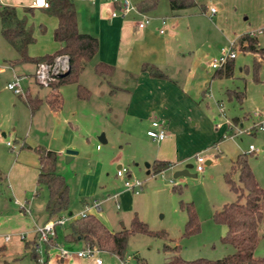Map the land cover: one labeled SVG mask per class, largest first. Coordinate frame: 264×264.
Wrapping results in <instances>:
<instances>
[{
    "label": "rangeland",
    "instance_id": "rangeland-1",
    "mask_svg": "<svg viewBox=\"0 0 264 264\" xmlns=\"http://www.w3.org/2000/svg\"><path fill=\"white\" fill-rule=\"evenodd\" d=\"M108 3V0H99ZM138 0H130L135 4ZM192 5L182 9H169L166 0H156L153 8L142 11L149 17L146 26L152 44L166 45L162 64L159 68L175 83L165 89L168 93L170 123L172 129L160 141L145 135L149 118H139L124 113L128 94L122 91L107 93L110 85H105V77L92 71L93 59L85 64L77 76V82L88 89L86 99L75 97V84L59 86L62 102L57 112L48 111L44 101L32 113L20 101L27 90L46 87L34 76L33 64L17 62L9 64L16 57L15 51L0 36V137L11 142L7 148L0 143V174L4 179L0 185L2 203L0 205V264H35L28 249H34L32 235H26L31 228V220L26 209L41 210L45 188L36 189L37 196L31 198V205L18 200L13 189L18 185V176L5 175L6 167L21 141L26 144L60 149L55 157V172L60 174L67 185V208L58 216L67 217L62 227H55L52 242L69 253L81 249L80 244L66 242L62 238L63 227L70 216L66 212L78 214L83 202L109 196L100 204V209L113 228L128 227L132 213L144 222L152 232L163 231L164 235L134 232L126 237L123 264H160L174 253L162 246L176 245V254L184 260L197 257L215 259L232 251V247L220 238L224 226L212 220V213L223 203L233 201L235 194L223 180V172L229 167L237 153H244L257 184L264 188V130H253L250 116L252 111H264V0H192ZM75 19L82 31L91 30L93 3L90 0H73ZM211 5L216 12L208 16L204 6ZM110 7L104 10L108 13ZM29 20L39 16L37 11L25 12ZM119 16V15H117ZM163 17L164 24L158 18ZM123 20H139L141 15L129 11L121 16ZM174 22L172 28L169 23ZM263 27L262 32L256 33ZM157 28H165L158 33ZM84 29V30H83ZM253 32L256 45L263 54L243 51L238 48L235 36ZM232 33V34H231ZM236 33V35H235ZM33 41L27 47L29 56H37L53 51L51 36L43 33L32 34ZM233 42L234 56L231 59L230 74L211 76L214 68L209 63L219 52ZM164 42V43H163ZM246 42V41H245ZM148 57H152L148 54ZM62 60V61H60ZM256 60H258L257 65ZM64 58L54 61L50 71L59 70ZM216 69V68H215ZM45 67L44 80H51L50 71ZM48 72V73H47ZM30 73L31 76H30ZM119 73L111 83L121 85ZM18 77L20 94L6 89L5 83ZM44 91H38L40 95ZM228 92V93H227ZM241 92L240 99L234 93ZM20 95V96H18ZM221 107L223 116L230 122L225 128V136L220 137L214 124L223 121L217 114ZM247 128L248 133H236L234 128ZM105 132V142L98 135ZM104 136V135H103ZM218 137V138H217ZM13 139L16 141H13ZM99 149H95V145ZM252 144L254 151L247 150ZM75 151L73 158L64 160V150ZM203 158L202 170L194 169V156ZM169 160L165 171L146 172L145 163L152 159ZM186 167L187 174L172 176L176 169ZM116 165L126 167L131 176L140 180L137 194L131 195L134 210L125 211L118 198L114 206L111 195L122 189L121 178L115 175ZM165 168V169H166ZM231 178L236 183V174ZM6 186L7 189L4 187ZM179 201L189 202L197 221L196 231L183 234L185 211ZM23 206V210L21 209ZM50 219V218H49ZM121 222V224H120ZM258 239L252 256L264 255V233L258 227ZM19 234L23 238H19ZM4 235L8 239H4ZM40 244L37 264H61L50 258L56 253L52 245ZM1 249V248H0ZM62 264H120L119 258L107 251L98 250L91 256L64 257ZM48 260V261H47ZM47 261V262H46Z\"/></svg>",
    "mask_w": 264,
    "mask_h": 264
},
{
    "label": "trees",
    "instance_id": "trees-1",
    "mask_svg": "<svg viewBox=\"0 0 264 264\" xmlns=\"http://www.w3.org/2000/svg\"><path fill=\"white\" fill-rule=\"evenodd\" d=\"M166 1L171 10L182 9L193 3L192 0ZM47 3V7L44 9L56 20L51 31V38L57 43V47L49 53L37 56H29L26 52L27 45L33 41V36L30 26L25 23L24 16H17L13 6L0 5V36L16 52V57L9 61V64L30 62L34 66L38 63H44L48 67H52L56 57H63L65 60V69L56 70L51 74V80L46 82L47 91L43 99L28 95L23 97L22 100L30 113L38 107L41 101H44L51 110L58 109L61 105L58 87L64 83H74L75 97L86 99L89 93L88 89L77 82V76L97 48L95 36L77 30L73 0H47ZM155 4L156 0H139L135 3V8L138 11H145L153 8ZM242 40H245L246 44L242 45ZM256 43V38L246 33L240 34L237 38L239 49L254 52L260 58L263 50ZM255 62L257 65L258 60ZM230 67L229 61H226L222 66L214 69L212 76H227L230 74ZM141 68L150 76H164L155 66L144 63L141 64ZM92 71L98 76H108L113 71V66L102 61H95L92 65ZM234 95L236 99H240L242 93L238 92ZM33 151L37 159L35 184L37 187L43 186L45 188L46 196L43 208L47 216L53 218L67 208V185L64 178L55 172V152L39 146L33 147ZM167 165L168 161L166 160H152L149 169L152 173H156L165 169ZM232 173L236 174V183L231 178ZM222 176L229 189L235 194V199L223 203L218 210H215L212 213V220L224 226V232L220 239L229 244L232 251L215 259L197 257L184 260L176 254V245L164 244L162 249L174 253L160 264H264V255L252 256V250L258 239L259 226L264 233V188L260 187L254 179L244 153L235 155ZM179 206L185 211L183 234L196 231L197 221L191 204L179 201ZM65 228L66 231L62 235L64 241L79 242L82 247L86 245L97 250L107 251L119 259L123 256L125 240L129 234L138 232L164 235L163 231H150L135 214L130 217L128 227H121L115 231L108 230L91 214L72 218L70 214ZM35 237L34 233L31 243H34ZM51 242L52 238H49L47 242L43 243L44 247H48ZM28 252L34 263L37 264V255L32 246Z\"/></svg>",
    "mask_w": 264,
    "mask_h": 264
},
{
    "label": "crops",
    "instance_id": "crops-1",
    "mask_svg": "<svg viewBox=\"0 0 264 264\" xmlns=\"http://www.w3.org/2000/svg\"><path fill=\"white\" fill-rule=\"evenodd\" d=\"M30 1L31 0H0V5L13 6L17 16L19 17L24 16L25 23L26 25L30 26L32 34H35V32L38 34L44 32V35H46L47 38L50 37L52 28L54 27L55 22H56L55 17L50 15L44 8L32 7L30 5ZM90 2L93 3V6H94L93 12L91 15V18H92L91 30H87V32L82 31L81 29L78 28L80 23L77 21H76V28L79 32H85V33L91 34L96 37L97 48H96L94 55L91 57V59H93V63L95 61H102L104 63L110 64L113 66V71L111 72L110 75L105 77V81H104L105 85H110V87L108 89H104V91L107 93H113L116 91L125 92L126 94H128L127 100L124 106L125 115L127 113H130L132 114V116L134 115L139 118L145 119L146 117L147 118L150 117L151 118L150 120L152 119L159 120L164 125L165 135L169 134V131L172 129V126L170 123V114L168 111V108H169L168 95L169 94L168 93L166 94L165 89L167 88V85H170V83L172 84L175 82L170 77H168V75H166L163 71H161V69L159 68L162 64H164L162 57L164 58L165 52L167 51L166 45H163V44L161 45L159 43L152 44L151 42H149L148 36L150 34L149 33L150 29L148 26H146V24H148L149 21L143 27L137 28L135 26V22L138 20L136 21L135 20H123L121 19V16H123L124 14L119 15V16L116 15L113 17H108V14L112 8L109 1L106 4L103 2H100L99 0H90ZM210 6L211 5H209L208 7ZM107 7L108 9L110 7V10L108 13L104 12V10ZM203 10L207 11L208 16L216 12V10L214 9L212 13H209L208 8H206L205 6ZM33 11H37V13H39V16L36 17V19L32 21V20L27 19L24 13L25 12L33 13ZM133 13L139 14V15L143 14L142 11H138V10L136 12L133 11ZM160 18H163V17H160ZM160 18H158V20ZM168 25L171 28L170 31H172L174 22H170ZM165 31L166 29L163 28L162 33H164ZM240 34L242 33H239L238 35H236L235 33L236 41ZM256 35L257 34H255V37ZM52 41L53 43L51 44V46H53V50H54L57 47V43L54 40ZM9 47L11 46L9 45ZM26 51H27V48H26ZM148 54H151L152 57H148ZM232 58L227 60L229 61L230 66H231ZM144 63L155 66L164 74V76L163 77H153V76L148 75V73L145 70H142L141 68V64H144ZM34 67L35 66L33 64V68ZM117 72L120 74L119 77L122 79L121 85L111 83L112 77ZM31 74L32 73H30V76ZM35 84H36V87H34L32 91L27 90V92L30 93L32 96H36V97L43 99L46 94L47 88L40 87L36 82ZM41 88H43L44 91L39 95L38 91ZM58 92H59V87H58ZM23 97L24 96L20 97L19 99L28 109V107L22 100ZM61 102H62V98H61ZM59 108L56 110H51L47 107V110L57 112ZM148 127H149V124H148ZM224 130H225V127L223 124H221L219 128H216V131L218 133H221ZM1 136L2 137H0V143L3 144L5 147L10 148L11 146H6L3 142L4 140H7V139H3V134H1ZM102 136L104 139L103 142H105L107 140L105 139V132L104 134H102ZM13 141L15 140L13 139ZM96 145L94 146L95 149H99V146L97 145L98 147H96ZM35 146L44 147V146L34 145V144L29 145L23 141L18 143V147L14 152L12 151L10 161L6 167V171H5L6 178L7 177L9 178L13 174H15L16 176H18V180H19L17 187L13 189V193L16 195V199H17L16 201L13 200L14 203L16 202L18 203V200H22L24 203L31 205L32 196L33 198L37 196L36 189L39 188L40 186L37 187L35 184V176L37 172V159H36V154L33 151V147ZM44 148L52 150L51 148H48V147H44ZM59 150L60 149H56L55 151L54 150L53 151L55 152V154H57L60 152ZM74 153L71 154L70 159L73 158ZM152 160H166V159L154 158ZM166 161L170 162L169 160H166ZM147 164H150V163L149 162L145 163L144 166L146 167ZM117 167L118 165H116V168ZM171 167L172 166H170L169 168L163 169L161 171H165L167 169H170ZM147 168H149V165L148 167H146V172H145L146 174L149 173V169ZM161 171H158V172H161ZM128 173L130 174L129 170H128ZM4 177L3 175L0 174V185L3 182ZM4 188L7 189L6 186ZM137 193L138 192L132 193L131 190L125 189L122 186V189H120L117 192L115 191L114 194L111 195V198L113 200L115 207H117L116 198H118L120 202H122L124 210L129 212V211L134 210L132 207L133 205H132L131 195H135ZM108 197L109 196H106L102 198L101 200L92 199V202L97 201L99 202V206H100V204L103 201L107 200ZM1 199L2 198L0 194V205L2 203ZM44 201H45V198H44ZM44 201H43L41 210H39L38 213L35 211L31 214L30 209L28 208L26 209V212L28 213L29 218L31 220V228L27 230L28 232L26 233V235L34 234V232L32 231L33 226L38 225L44 222L45 220L49 219V217L47 216L43 208ZM89 204L90 203L83 202L81 204L80 211L84 210V207L88 206ZM19 206L22 207L21 209L23 210V206H21L20 204ZM70 214L72 213L70 212ZM86 214H91L94 217H96L110 231H115L119 229V228L111 227V225L109 224V221L105 218L101 210L94 211L91 208H88V210H86ZM133 214L135 213H132V215ZM76 216H78L77 213L74 215H71V218L76 217ZM62 225H60L59 227H62ZM65 231H66V228L63 227V234L65 233ZM54 232H55V228H54ZM23 235L26 236L25 234ZM54 236H55V233H54ZM69 243L72 244V242H69ZM75 243L80 244V246L82 247L81 243L79 242H75ZM0 248H1L0 249V252H1L4 249L2 244L0 245ZM52 259L55 262L62 264L65 258L59 257L58 254L55 253L50 258V260Z\"/></svg>",
    "mask_w": 264,
    "mask_h": 264
},
{
    "label": "built area",
    "instance_id": "built-area-1",
    "mask_svg": "<svg viewBox=\"0 0 264 264\" xmlns=\"http://www.w3.org/2000/svg\"><path fill=\"white\" fill-rule=\"evenodd\" d=\"M112 6L108 17H113L116 15H123L129 11H137L135 8V5L132 4L130 2V0H108ZM47 0H43V3L40 2V0H31L30 1V5L32 7H37V8H45L47 7ZM214 11V8L212 6L208 7V12L212 13ZM149 17H147L144 14H141V19H139L138 21L135 22V26L137 28H141L143 27L148 21H149ZM159 22L161 25L164 24V19L160 18ZM264 27V26H263ZM263 27H261L259 30H256V33L258 32H262ZM159 33L163 32L162 28H158L157 30ZM249 36L255 35V33L253 32H247L246 33ZM241 44L244 45L246 44L245 40L241 41ZM233 46V42L229 41L228 47L223 48L218 56L216 58H211L210 60V67L211 68H217L222 66L228 59L232 58L234 56V51L232 49ZM59 58L56 57L55 60ZM45 67H48L46 64L44 63H38L35 66L34 69V76L35 78H37L39 80L40 83L46 85V80H44V71H45ZM51 67H48V70L46 71H50ZM65 68V60H64V64L63 66L60 67L59 70H63ZM56 70L54 71H50L49 74L47 76H49V78L51 79V74H53ZM48 73V72H47ZM5 87L9 90H11L13 93L16 94H20L21 93V89L20 86L18 84V77H14L13 80L8 81L5 83ZM217 114L219 116L222 117L223 121H219L216 122L214 124L215 128H219V126L221 124H223L224 126H228L230 125V122L227 118H225L223 116V112L221 110L220 106H217ZM250 116L253 118V120L251 121V125L249 127H253V130H259L262 131L264 130V111H252L250 113ZM225 127V128H226ZM247 127V128H249ZM247 128H242L241 126H237L235 127L233 131H235L236 133H248ZM225 131L220 133V137L223 138L225 136L224 134ZM145 134L146 136H148L149 138L155 140V141H159L161 140L164 135H165V130H164V125L161 121L156 120V119H152L149 122V127L145 130ZM4 144L6 146H11L10 141L9 140H4L3 141ZM96 147H98L96 145ZM247 150L249 151H254L256 150L255 147L252 146V144H248L247 145ZM194 169L196 171H201L202 170V161L203 158L199 155H195L194 156ZM115 175L119 178H121L122 180V186L125 189L131 190L132 193H136L138 187L140 186V180H138L137 178L131 176L128 173V169L126 167L123 166H118L115 170ZM88 208H91L92 210L96 211L99 210V202L95 201L90 203L88 206L84 207V210L80 211L78 213V216H84L86 214V210H88ZM67 217L64 216H56L50 219L45 220L44 222L38 224V225H34L32 228V231L35 233L36 237H35V243H34V250L38 251V247L40 244L47 242V240L49 238H53L54 237V228L56 226H60L62 224H64L65 220ZM4 239H8L7 235H4L3 237ZM19 238H23V234H19ZM52 245L56 248L57 250V254L59 257H66L71 255L77 256V257H81V256H91L92 254L96 253L98 250L92 247H88V246H84L79 250H76L74 253H69L66 250L62 249L61 246H57L55 243L52 242ZM95 263H100V260L98 258H94ZM120 264H123L122 260L119 259Z\"/></svg>",
    "mask_w": 264,
    "mask_h": 264
},
{
    "label": "water",
    "instance_id": "water-1",
    "mask_svg": "<svg viewBox=\"0 0 264 264\" xmlns=\"http://www.w3.org/2000/svg\"><path fill=\"white\" fill-rule=\"evenodd\" d=\"M64 69H65V68H64ZM98 140H99L100 142H103V141H104L103 136H102V133L99 134V136H98ZM74 152H75V151L72 150V149H65V150H64V153H65L64 160L67 161L68 159H70L71 154H73ZM189 166H190V164H189V163H186V164L184 165V168L174 170L172 176L174 177V176H178V175H184V174H187L185 168H186V167H189ZM66 216H70V211H67V212H66Z\"/></svg>",
    "mask_w": 264,
    "mask_h": 264
},
{
    "label": "snow or ice",
    "instance_id": "snow-or-ice-1",
    "mask_svg": "<svg viewBox=\"0 0 264 264\" xmlns=\"http://www.w3.org/2000/svg\"><path fill=\"white\" fill-rule=\"evenodd\" d=\"M41 3H43V0H40Z\"/></svg>",
    "mask_w": 264,
    "mask_h": 264
}]
</instances>
